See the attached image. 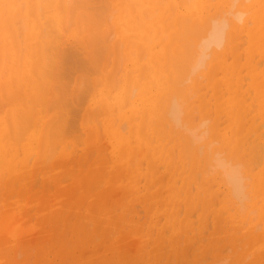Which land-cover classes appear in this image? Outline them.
I'll return each mask as SVG.
<instances>
[{
  "label": "bare ground",
  "instance_id": "obj_1",
  "mask_svg": "<svg viewBox=\"0 0 264 264\" xmlns=\"http://www.w3.org/2000/svg\"><path fill=\"white\" fill-rule=\"evenodd\" d=\"M195 1L0 0V171L4 170L8 176L4 182L8 189L6 187L4 189L0 188L5 197L4 200L0 198V264H70V262L71 264H202L206 258V255L204 256L205 251H211L215 257H218L217 251L219 250H216L217 242L215 241H219V237L226 233L225 227L228 225L226 224V219L229 216L232 219V225H235V232L230 236L229 242L233 246L238 241L236 228L237 226L242 228L241 222L244 217L242 210L235 208V200L237 203L239 201L241 205L244 204V200H248L245 205L253 213L252 219L258 222L254 225L250 220H247L245 223L249 226L241 234L242 239H239L243 242L248 241V243L244 244V247L250 244L249 253L247 250L242 251V253L234 251L231 258L233 257L234 259L235 255L248 257L247 255L251 254L255 257L257 263L259 259L263 260L264 156H262L261 173H255L256 164L254 165L253 161H256L255 159L258 157L256 155L258 154L256 153L255 155V152L252 154L255 159L252 156L251 159L253 161L249 159L251 160V162L249 161L250 163L246 158L248 164L245 165L247 167H244V164L239 162V160L235 161L230 156H234L235 147L231 146L228 150L230 152L229 155L226 154L224 147L227 145L222 146L223 143L221 145L220 141L213 138V136L216 138L215 131L218 129L212 128V139L215 141H211L218 144L211 151L209 150L211 145H208L209 151L204 154H201V147L203 146L197 148V156L201 154L204 162L201 169L202 161L200 156L198 160L201 162L196 161L195 166L194 156L196 152L193 153V145L196 141H201L206 137L207 130H203L201 124L203 125L208 119L205 121L202 119L203 123L200 122L199 124L200 119H198L196 125L191 124L192 126H187L188 128L183 126L186 133H180L183 138L179 135L181 142L177 143L180 151L176 146H167V140L170 141V138L173 137H170V135L168 137L165 127L167 125L168 128L171 125H179L182 112L180 109L181 105L176 98H182L186 89L184 83L193 77L209 60L213 59L218 64L222 62V60L220 61V56L223 51L221 52L219 49L226 46L229 48L228 44L231 41L234 43L235 40L233 39L237 35L238 27H241L240 24L243 22L245 13L259 19L256 18L259 26L253 32L252 41L258 40V42H253V47L264 53V47H262L264 45V10L261 13L262 11L259 7L255 8L257 5H263L264 0L259 2H255V0H227L226 2L225 0H220L219 3L217 2V7H223L222 10L219 11V8H216V12H214L216 14H211L210 10L205 9L203 18L200 21H196L193 16H190L182 8V10L180 9L181 5L187 6L189 9L191 7L199 8V1L201 0L198 1L199 3ZM161 4H165L166 10L171 11L172 15L170 18L172 22L177 24L174 27H170V23L165 22L162 16L163 12L160 13L158 11L160 9L158 5ZM250 7L253 8L250 9ZM34 9L36 12H34ZM18 18L20 21H18ZM151 20L155 22L161 21L163 26H160V28L165 32L167 31L171 37L180 30V33L178 32L179 38L177 37L179 40H177L181 42V45L173 40H169V43L158 41L155 38L157 26L151 23ZM247 20L249 19L247 18ZM70 26H73V28L70 29ZM39 28L42 29L39 30ZM108 29H111L115 34L111 36L107 31ZM81 31L83 35L80 33ZM173 31L175 32L173 33ZM240 41L242 42V40ZM241 42L240 45L242 44ZM157 44L165 48V66L160 63V52L155 53V46L159 47ZM251 51L252 49L247 52L249 54L247 56H250ZM242 54H244V51ZM130 57H134L131 61L132 66L124 74L125 79L121 82V80L119 81L115 78L113 72L116 69L118 71L123 60ZM226 60L228 61V59ZM258 62L261 63V59ZM226 64L223 69L226 71L225 73H230L234 67H226ZM253 64L255 65V63ZM110 66H112L111 69ZM214 71L211 68L207 72L210 79H213ZM236 71L238 72V68ZM250 72H252L253 78L251 87L254 89L253 94L257 101L254 105L261 117L262 126V124L264 125V80L261 81L257 75H264L254 72V68H250ZM215 81L219 80L215 79ZM247 86L246 89H248ZM235 98L237 100V96ZM224 104L228 105L218 104L216 109L220 113L225 112L227 117L236 123L238 113L236 112V102L230 99L224 100ZM207 105L209 104L207 103ZM249 107L252 109L254 106ZM256 109L253 110L255 111ZM217 110L214 111V114H218ZM138 111L142 115L140 119L136 118ZM205 112L203 111V113ZM97 113L98 115L101 114L106 122L105 132L111 147V158L117 162L124 154H126L125 156L129 154L136 165V172L142 174L146 179L145 187L149 189V184L158 186V190H149L148 196L162 206L169 207L168 213H162L165 216V224H158V226L150 224L151 231H149L150 229L147 231V228V232L144 233L139 224L140 216L139 220L129 217L127 214L129 208L125 210L127 204L122 203V201H120L119 209L118 207H116L118 210L115 209L117 212L120 211V208L122 209L117 214L114 206L115 203H118L117 199L120 196L116 198L117 201H110L109 197L112 194H108L111 188L117 184V180L115 181L112 177L110 178L109 188L108 190L106 189L107 195L105 197L98 194L94 197L93 191L87 183L89 181L88 175L87 180H83L82 184V179L79 177L80 186L77 185L75 178L72 184H64L65 179L69 180L75 176L77 162L74 157L69 158L65 157V154H59L60 147L63 149L65 146L67 147V142H65L67 138L76 139L80 135V132L77 135L79 129L87 130V123L89 122L92 125L91 118L96 121V117H93V115L98 116ZM99 124H97L98 128L101 126ZM204 125L206 127V123ZM257 126L259 127V125ZM121 129L122 131L124 130V133ZM173 129H170V132ZM254 130H258L255 125H253ZM100 134L99 132L100 137L103 136ZM241 134L243 135V133ZM81 135L80 138L82 137ZM86 135L87 138L94 136H91L88 132H86ZM218 135L220 138V133ZM154 138L163 141L164 149L160 147L161 143ZM258 138L260 137L258 136ZM78 140L80 139L73 141L77 142ZM251 140L255 139L252 138ZM250 141H246L247 144ZM80 143L82 144V141H79ZM72 144L73 142L71 141L68 145L71 146ZM47 145H50L49 147L51 148L49 150L51 153L55 149L57 152L55 151L56 153L54 152L55 154L53 153V155L49 152V155L47 153L48 149H46ZM256 145L258 146L257 143ZM262 145L264 149V142H262ZM93 146L92 143L91 150ZM253 147L251 148L252 151L249 150V152H253V149H256L255 145ZM241 148H239L238 152H241ZM103 150L105 151L104 148ZM92 152H94V149ZM132 152L139 156L141 162L136 163V156L132 155ZM85 155L89 156V154ZM240 155L244 156V153ZM88 156L87 159L89 158ZM90 158L88 159L89 161ZM189 159L191 170L193 171L192 176L195 175L197 177L196 175H199V172L203 173L202 179L205 182L202 180V183H204L202 187H198L199 184L196 183L198 185L196 187L198 190L203 188L201 191L204 194L201 191H193L195 186L188 188L192 179L190 174L186 175L184 179L181 176V174L184 176L189 171ZM106 160L108 161L109 159L106 158ZM259 163L261 164L260 161ZM159 164H162V169L165 168L168 172L171 169L169 174L173 175V181L168 174V182H165L166 179H163L165 174L160 173L158 168L155 169L156 165ZM125 166L128 170L127 172L131 171L132 166L125 164L124 168ZM106 167L108 168V166ZM55 170H58L59 173L55 174ZM94 171L95 169H91L90 173ZM179 171L182 173H179ZM128 175L130 176V173ZM177 177L182 179L181 187L177 186ZM216 179L226 187L227 192L224 194L227 195L226 198L219 197L217 192V194L209 197L207 192L212 187V184L208 190L204 188L207 184L215 182ZM99 181L95 182L96 184L92 183V188L94 185L97 186V184L102 185L101 180ZM191 183V185H194L193 182ZM50 184L55 191L52 195L53 197L47 193ZM127 185L120 184L119 189L123 191ZM132 185V188L122 193L121 199L128 198L129 200V196H131L133 199L132 203L140 200L139 202L142 203L144 208L151 210L153 205L149 204V199L147 201L137 196L139 193L133 197V189H137L138 186L137 183ZM215 185L217 184L215 183ZM161 190L167 193L168 198L169 196L173 198L172 206L169 203L170 199L168 200L164 196L165 193L162 194ZM77 191H80L79 198L75 196ZM72 194L76 197L71 205L73 213L82 198L87 202L85 203L84 201L85 210L87 211L85 217L88 219V223L85 225L79 224L76 213L74 217L73 213L68 217L63 214L65 213L64 208H68L65 203H69ZM217 205L220 206L221 210L217 209ZM178 206L181 207L180 210ZM82 207L83 205L80 206L81 211H83ZM134 207L136 209V204L132 208L134 209ZM139 209L143 213L141 208H138V212L140 211ZM129 210L131 211L132 209ZM198 210L200 212L196 215V226H198L196 227L191 217L192 213ZM159 212L161 211L159 210ZM223 213L226 214V219L223 218ZM15 216L17 217L14 221ZM207 216H211V224L214 230L210 233L209 240L205 244L206 249L205 247H199L201 251L198 250L199 252L196 253L190 247L195 246V233L200 232L202 227L205 226ZM79 217L81 218L82 216ZM79 220H82V218ZM92 221L95 224L90 227L89 224ZM260 227L261 232L259 231L258 233L257 230ZM238 228L237 232L239 231ZM113 231L119 232L118 237H113L114 239L109 242L107 241L109 238L106 237V245L104 241L95 243V240H93L95 235H100L101 237L109 232L112 234ZM261 243L263 247H257ZM189 249L192 251L190 255L193 258L189 255ZM256 251H260L263 256H258ZM219 258L218 262L220 261ZM228 259H230L229 256L221 261L227 263ZM262 260L260 263L263 262ZM218 262L216 263L219 264ZM213 263L216 264L215 262Z\"/></svg>",
  "mask_w": 264,
  "mask_h": 264
},
{
  "label": "rangeland",
  "instance_id": "obj_2",
  "mask_svg": "<svg viewBox=\"0 0 264 264\" xmlns=\"http://www.w3.org/2000/svg\"><path fill=\"white\" fill-rule=\"evenodd\" d=\"M195 1V0H194ZM199 0H196L195 2H197V3H199L200 2V5H199V8H197V7H191V9H189L187 6L186 7H184L183 5H181L180 6V9L182 8L186 13H188L190 16H193V18L196 20V21H200L202 18H203V12L205 11V9H207V10H210V13L211 14H216V13H214V12H216L215 11V9L216 8H219V7H217L218 6V3H219V1L220 0H201V1H199ZM227 0H225V2H226ZM260 0H255V2H259ZM218 2V3H217ZM204 3V4H203ZM260 5V4H259ZM202 6V7H201ZM158 7L160 8L159 10H158V8H157V10L160 12V13H162L163 12V17H164V19H165V22H167V23H170V27L171 26H175V25H177L175 22H172V20H171V11L170 10H166V5L165 4H161V5H158ZM165 9H164V8ZM184 7V8H183ZM209 7H211V8H209ZM249 7V6H248ZM259 7V9H261V13H263V10H264V1H263V5H261V6H255V8H258ZM263 7V8H262ZM222 8L223 7H220L219 8V11H221L222 10ZM253 7H250V9H252ZM181 9V10H182ZM203 9V10H202ZM181 10H179V11H181ZM214 10V11H213ZM34 12H36L35 11V9H34ZM258 15V14H257ZM116 16V15H115ZM250 16V17H249ZM247 18L250 20H247ZM253 18V19H252ZM257 19H258V17H256ZM256 18H254L253 16H251V15H248L247 13H245V15L243 16V22H242V24H240V26L241 27H238V29L239 30H237V35H236V37L233 39V40H235L234 41V43H232L233 41H231L229 44H228V46H229V48L226 46V47H224V48H221V49H219V51H223V54L221 53V56H220V61L222 60V62L220 63V64H218V63H216L215 61H213V59H211V60H209L208 61V63L207 64H205L203 67H201L196 73H197V75H199V76H197L196 75V73H195V75H193V77H191L187 82H185L184 83V85H186L185 87H186V89L184 90V93H183V96H182V98H180V99H178V97L176 98V100H177V102H179V104L181 105V116H180V123H179V125H171V126H173L174 127V129H173V127L171 128V126H169V128H168V125L165 127V130H166V133L168 134V137H169V135H170V137H173V138H170V141H168L167 140V142H166V144H167V146L169 147V146H176V147H178L177 149H179L180 147L178 146V144L177 143H180L181 142V140L179 139V135H180V137H182V133H186L185 131H184V127H186V128H188L189 126H192V125H196L197 124V122H198V119H200L199 120V122H198V124L200 123V122H202L203 123V121H202V119L205 121L206 119H208L207 121H205L204 123H203V125L206 123V127H205V125H204V127H203V125L201 124V128L203 129V130H207V133H206V139L205 138H203L201 141H196L195 143H194V145H193V153H195L196 152V155L194 156V162H195V166H196V161L197 162H199V156H200V159H201V161H202V163H201V169H202V165H203V160H202V156H201V154H204L205 152H208L209 150L211 151V150H213L216 146H217V142L215 143V142H212V141H215L214 139H216V140H218V141H220V143H221V145H222V143H223V145L222 146H226V147H224L225 149H224V151L226 152V154H228L229 155V148L231 147V146H234L235 147V154H234V156H232V155H230L231 157H233L232 159L233 160H235V161H238L239 160V162H241L242 164H244V167H247V166H245V165H247L248 164V162L250 161L251 162V160L253 161V159H251L252 158V154L254 153L255 155H256V153L258 154V155H256V156H258L256 159H255V156H253V158L256 160V161H253L254 162V165L256 166V169L254 168V165H253V168H254V171H255V173H261V171H262V159H263V157L262 156H264V149H263V145H262V142H264V136H263V132H264V125L262 124V126H261V123H262V121H261V117H260V115L258 114V112H257V109H256V107H255V105L254 104H256L257 103V101H256V99H255V96H254V89L251 87V83H252V72H250V68H254V72H256V73H261V74H263L264 75V53L263 52H261L259 49H257V48H254L253 47V42H258V40H256V41H252V36H253V32H254V30L256 29V28H258L257 26H259V24L257 23L258 22V20H256ZM44 20V19H43ZM42 20V21H43ZM18 21H20L19 20V18H18ZM248 21V22H247ZM39 23L41 24V22L39 21ZM151 23H154L155 24V26H157V31H156V33L157 34H155V38H157L158 39V41H160L161 43H169V40H173V41H176V42H178L179 44L181 43L180 41H178L179 39V33H180V30L177 32V34L176 33H174L175 31H173V37H171L170 35H169V33L166 31H164L163 29H161L160 28V26H163L161 23V21H159V22H155L154 20H151ZM247 23H249V24H247ZM19 24H20V22H19ZM256 24V25H255ZM44 25V24H43ZM249 25V26H248ZM243 26V27H242ZM253 27H254V29H253ZM73 28V26H70V29H72ZM42 28H39V30H41ZM246 29V30H245ZM182 30V29H181ZM108 31V33H110V35L112 36V34H115L111 29H108L107 30ZM45 32V31H44ZM67 32H70V31H67ZM240 32V33H239ZM82 35H83V32L81 31L80 32ZM182 33V32H181ZM167 34V35H166ZM241 34H244V35H241ZM181 35V34H180ZM183 35V34H182ZM247 37H246V36ZM239 36V37H238ZM241 36L243 37L242 39H241ZM178 37V38H177ZM181 37V36H180ZM183 37H184V35H183ZM186 37H187V35H186ZM178 39V40H177ZM183 39V38H182ZM181 40V39H180ZM240 40H242V42L240 41ZM245 40V41H244ZM68 41H69V39H68ZM68 41H66V42H68ZM240 42L242 43L241 45H240ZM246 42V43H245ZM237 44H238V47L239 46H241V47H239V49H238V47H237ZM158 45V44H157ZM181 45V44H180ZM159 47H157V46H155V53L156 52H160V54H161V65L162 66H165V62H164V57L166 56V52H165V48H162L160 45H158ZM235 47V48H234ZM237 47V48H236ZM243 47V48H242ZM262 47H264V45L262 46ZM241 48V49H240ZM238 49V50H237ZM250 49H252V51H251V54H250V56H247V55H249L247 52L250 50ZM235 50V51H234ZM254 50V51H253ZM257 50V51H256ZM241 51H242V53H243V51H244V54H242L241 53ZM257 52H258V54H257ZM165 53V54H164ZM242 54V55H241ZM240 55H241V57H240ZM255 55H257V56H255ZM230 56H231V58H230ZM227 57V58H226ZM133 58L134 57H130V58H127V59H124L123 60V63L120 65V68L118 69V71H117V69L113 72V74H114V76H115V78L117 79V80H121V82L125 79V76H124V74L127 72V71H129L130 70V67L132 66L131 65V61L133 60ZM249 58H250V61H249ZM252 58H253V60H252ZM226 59H228V61L226 60ZM261 59V63L260 62H258L259 60ZM263 59V60H262ZM236 60V61H235ZM250 63H249V62ZM251 61H252V64L253 63H255V65L253 64H251ZM228 62V63H227ZM258 62V63H257ZM227 63V64H226ZM237 63V64H236ZM214 64V65H213ZM225 64H226V67H228V66H232V67H234L233 68V70L230 72V73H225L226 71L223 69V68H225ZM216 65V66H215ZM251 65V67H249ZM260 67H259V66ZM238 66V67H237ZM245 67H248V68H245ZM258 67V68H257ZM112 68V66H110V69ZM212 68V70L214 71V77H213V79L211 80L210 79V77L207 75V72L210 70ZM237 68H238V72L236 71L237 70ZM121 69V70H120ZM201 70V71H200ZM240 70H242L241 72H240ZM244 70V71H243ZM260 70H262V71H260ZM220 72V71H222V72H220L219 74H218V72ZM202 72H204V73H202ZM248 72H249V74H248ZM120 73V74H119ZM242 73V74H241ZM118 74V75H117ZM218 74V75H217ZM226 75V76H225ZM244 75V77H245V79H244V77H242ZM248 75H250V76H248ZM219 76H221V77H219ZM235 77V78H233V77ZM257 76H259V79L261 80V81H263L264 80V76H262V75H257ZM248 79H247V78ZM215 79H218L219 81H215ZM223 81H222V80ZM236 79V80H235ZM116 80V81H117ZM199 80H200V82H199ZM233 80V81H232ZM197 81V82H196ZM199 82V83H198ZM219 82V83H218ZM187 83V84H186ZM209 83V84H208ZM217 83V84H216ZM250 83V84H249ZM120 84V83H119ZM219 84V85H218ZM223 84H224V88H223ZM241 84H242V88H241ZM244 84H246V85H248L247 86V88L248 89H246V85H244ZM263 84H264V81H263ZM202 85H203V87H202ZM211 87H209V86ZM217 85H218V87H217ZM221 85V86H220ZM234 86V88H233V86ZM227 86V87H226ZM244 86V87H243ZM250 86V87H249ZM192 89H191V88ZM208 88V90H207V88ZM226 87V88H225ZM200 88V89H199ZM202 88V89H201ZM190 89V90H189ZM223 89V90H222ZM226 89V90H225ZM251 89V90H250ZM120 90V89H119ZM217 90V91H216ZM246 90H248L247 92H246ZM191 91V92H190ZM222 91H224V92H222ZM242 91V92H241ZM205 92V93H204ZM248 92H251V93H248ZM186 93H187V95H186ZM207 93V94H206ZM228 93V94H227ZM233 93V94H232ZM241 93V94H240ZM245 93V94H244ZM246 93H247V95H246ZM204 94H206V95H204ZM212 95V96H210V95ZM239 94V95H238ZM249 94V95H248ZM209 95V96H208ZM227 95V96H226ZM231 95V96H230ZM204 96V97H203ZM235 96H237V100H236V98H235ZM187 97V98H186ZM206 97V98H205ZM208 97V98H207ZM210 97V98H209ZM244 97H248V98H244ZM254 97V98H253ZM185 98V99H184ZM217 98H219L218 100H217ZM187 99H189V100H187ZM193 99V100H192ZM203 99V100H202ZM211 99V100H210ZM230 99H233V101L234 102H236V112H238L237 113V121H236V123H234V122H232L230 119H229V117H227V115H226V113L225 112H221L220 113V111H218L217 109H216V106L218 105V104H223V105H228V104H224V100H230ZM253 100H255V101H253ZM210 101V102H209ZM243 101V102H242ZM251 101H252V104H251ZM205 102H207L209 105H207V103H205ZM246 103V104H245ZM191 104V105H190ZM206 104V105H205ZM211 104V105H210ZM240 104V105H239ZM241 104H243V105H241ZM250 104V105H249ZM203 105V106H202ZM254 106V107H252V109H251V107H249V106ZM189 106V107H188ZM240 106V107H239ZM39 107V106H38ZM206 107V108H205ZM212 107V108H211ZM214 107V108H213ZM196 108V109H195ZM250 108V109H249ZM191 109V110H190ZM193 109V110H192ZM211 109H212V111H211ZM240 109V110H239ZM253 109H256L255 111L253 110ZM187 110V111H186ZM215 110H217L218 112V114H214V111ZM242 110H243V112H242ZM195 111V112H194ZM203 111L205 112V113H203ZM250 111V112H249ZM191 112H192V114H191ZM252 112V113H251ZM220 113V114H219ZM240 113H242V114H240ZM249 113V114H248ZM189 114V115H188ZM191 114V115H190ZM222 114H225V115H222ZM246 114V115H245ZM252 114V115H251ZM256 114H258V115H256ZM97 115H98V113H97ZM101 115V114H100ZM98 115V116H95V115H93V117H96L95 119H96V121L98 122H96L95 120H94V118H91V123H92V125L91 124H89V122L87 123L88 124V129L87 130H83L82 128L81 129H79V131L77 132V135H79V132H80V135L82 136L81 138H80V135L79 136H77V138L76 139H69V138H67L66 140L67 141H65V142H67V147L65 146L64 147V149L63 148H61L60 147V153L59 154H65L66 156L65 157H74L75 159V161L77 162V165H76V171H75V169H74V171L76 172L75 173V176L72 178V179H65V183L64 184H66V185H70V184H72L73 183V179L75 178L76 180H77V185L78 186H80V183H79V177H81V179H82V181H81V184H82V182H83V180H87V175L89 176V178H88V180L89 181H87V183H88V185H89V187L92 189V191H93V194H94V197H96L95 195H99V196H106L107 195V190H108V188H109V185H110V178L112 177V178H114V180L117 182V184L114 186V187H112L111 188V190L108 192V194L109 195H111L110 197H109V200L110 201H117L118 200V203L116 204L115 203V206H114V210L115 209H117L116 207H118V209H119V207H120V201H122V203H126L127 204V206H126V208H125V210L127 209V208H129V209H132L131 211L128 209L127 210V214H128V216L129 217H131V218H133L134 220H139L140 218V223H139V221H138V223L141 225V228H142V230L144 231V233H146L149 229V231H151V226H150V224L152 225V226H158V224L159 225H162V224H165V216H164V214H162V213H168V211H169V207L168 206H166L165 207V205H163L164 206V208H163V206L161 205V204H159L156 200H154L153 198H151L150 196H148V191L149 190H158L159 188H158V186L156 185H154L153 186V184L152 185H150L149 184V189L148 188H146L145 187V177H143L142 176V174H138V172H136V168H135V163H133V161H132V159H131V157H130V155L128 154L127 156H125L126 154H124L123 156H122V158L120 159V160H118L117 162H115L112 158H111V156H110V149H111V147H110V145H109V142H108V138H107V135H106V132H105V130H106V128H105V125H106V122H105V119H104V117L101 115ZM196 117V119H195V117ZM219 115V116H218ZM221 115H222V117H224V118H222L221 117ZM100 116V117H99ZM138 116V117H137ZM141 113L138 111L137 112V114H136V118L137 119H140L141 118ZM243 116V117H242ZM249 116V117H248ZM257 116V117H256ZM102 117V118H101ZM189 117V118H188ZM192 117V118H191ZM194 117V118H193ZM201 117V118H200ZM206 117V118H205ZM246 117V118H245ZM251 117V118H250ZM256 117V118H255ZM101 118V119H100ZM220 120H219V119ZM255 118V119H254ZM259 118V119H258ZM188 119H190L189 121L191 122H189V121H186V120H188ZM193 119H195V120H193ZM243 119V120H242ZM246 119H247V121H246ZM183 120V121H182ZM228 120V121H227ZM255 120V121H254ZM222 123H221V122ZM250 121V122H249ZM184 122H185V124H184ZM220 124H219V123ZM248 122V123H247ZM99 124V128H98V125L97 124ZM243 125H242V124ZM244 123H245V125H244ZM255 123V124H254ZM256 123H257V125H259V127L256 125ZM192 124V125H191ZM231 124V125H230ZM234 124V125H233ZM252 124V125H251ZM210 125H213V126H210ZM217 125H218V127H217ZM219 125H221V127H219ZM223 125V126H222ZM253 125H255V128L256 129H258V130H254L253 131ZM177 126V127H176ZM184 126V127H183ZM188 126V127H187ZM229 128H228V127ZM234 126V127H233ZM241 126V127H240ZM252 126V127H251ZM258 128H257V127ZM180 127V128H179ZM226 127V128H225ZM176 128V129H175ZM206 128V129H205ZM211 128V129H210ZM212 128H217L218 130L217 131H215V133H216V138H215V136H213V138L214 139H212ZM236 128V129H235ZM240 128V129H239ZM98 129H99V131H98ZM170 129H173V131L171 130V132H170ZM222 129V130H221ZM225 129H227V130H225ZM233 129V130H232ZM243 129V130H242ZM216 130V129H215ZM121 131H122V129H121ZM176 131H177V133H176ZM224 131V132H223ZM229 131V132H228ZM239 131V132H238ZM251 131V132H250ZM86 132H88V133H90L91 134V136H93V137H90L91 138V140H90V138H87V135H86ZM93 132H94V134H93ZM99 132L101 133L100 135H103V136H99ZM123 133H124V130L122 131ZM171 134H170V133ZM173 132V133H172ZM222 132V133H221ZM236 132V133H235ZM237 132H238V135H237ZM253 132V133H252ZM262 134H261V133ZM181 133V134H180ZM220 133V138H219V134ZM241 133H243V135L241 134ZM175 134V135H174ZM251 134V135H250ZM84 135V136H83ZM171 135H174V136H171ZM223 135V136H222ZM233 135V136H232ZM240 135V136H239ZM248 135H250V137H248ZM254 135V136H253ZM245 136V137H244ZM252 136V137H251ZM258 136L260 137V138H258ZM262 136V137H261ZM95 137V138H94ZM99 137H100V139H99ZM228 137V138H227ZM232 137V138H231ZM242 137H244V138H242ZM247 137H248V139H247ZM94 138V139H93ZM175 138H176V140H175ZM183 138V137H182ZM181 138V139H182ZM238 138V139H237ZM250 138V139H249ZM255 139V140H251V139ZM77 139H80V140H78L76 143L73 141V140H77ZM155 140H157V142H159V143H161L160 144V147L161 148H163L164 149V143H163V141H161V140H159V139H156V138H154ZM173 139V140H172ZM226 139V140H225ZM230 139V140H229ZM236 139V140H235ZM244 139V140H243ZM247 139V140H246ZM98 140V141H97ZM212 140V141H211ZM241 140V141H240ZM251 140V141H250ZM260 140V141H259ZM73 142V144L71 145V146H69L68 144H70V142ZM79 141H82V144L80 143L79 144ZM173 141V142H172ZM208 141H209V143H208ZM223 141V142H222ZM227 141H229V142H227ZM235 141V142H234ZM245 141V142H244ZM248 141H250L248 144H247V142ZM258 141H259V143H258ZM90 142V143H89ZM168 142H170V143H168ZM212 142V143H211ZM242 144H240V143ZM243 142H244V144H243ZM92 143H93V149H94V152H92L93 151V149L91 150V146H92ZM172 143V144H171ZM199 143H201V144H199ZM256 143L258 144V146L256 145ZM206 144V145H205ZM248 146H247V145ZM66 145V144H65ZM109 145V146H108ZM210 147H209V146ZM252 145V147H250ZM255 145V148L257 149H253L254 151L253 152H249V150L250 151H252V149L251 148H254L253 146ZM50 146V145H49ZM48 145H47V147H46V149H48V151H47V153L49 154V152H50V148L51 147H49ZM69 146V147H68ZM104 146V147H103ZM200 146H203V147H201L202 148V153L199 155V156H197V148H199ZM207 146L209 147V150H208V148H207ZM107 147H109V148H107ZM240 147H242L241 149H240V151L241 152H238V150H239V148ZM69 150H68V149ZM103 148L105 149V151L103 150ZM246 148V149H245ZM261 148V150H259ZM46 149H45V152H46ZM52 149H53V147H52ZM77 149V150H76ZM80 149V150H79ZM204 149V150H203ZM68 150V151H67ZM75 150V151H74ZM201 150V149H200ZM245 150H247V151H245ZM256 150V151H255ZM55 151H56V149H55ZM54 151V152H55ZM63 151V152H62ZM78 151H79V153H78ZM89 151V152H88ZM92 153H91V152ZM179 151H180V149H179ZM245 151V152H244ZM261 151V152H260ZM54 152H50L52 155H53V153ZM57 152V151H56ZM55 152V153H56ZM105 152H106V154H105ZM46 153V154H47ZM54 153V154H55ZM83 153H85V154H89V156L88 155H85V154H83ZM95 153V154H94ZM237 153H239V154H237ZM243 154L244 153V156H246V157H244V156H242V155H240V154ZM47 154V155H48ZM76 154V155H75ZM246 154V155H245ZM261 154V155H260ZM50 155V154H49ZM76 157H75V156ZM83 155V156H82ZM91 155V156H90ZM132 155H135L134 157L136 158V163H138V162H141V159L139 158V156L135 153V152H132ZM87 156L90 158V157H92V158H90V161L87 159ZM107 156V157H106ZM197 156V157H196ZM241 158H240V157ZM77 158V159H76ZM83 158V159H82ZM97 158V160H95ZM106 158H108L109 160L107 161L106 160ZM240 158V159H239ZM246 158H247V160H248V162H247V160H246ZM80 159V160H79ZM197 159V160H196ZM242 159H244V160H242ZM249 159H251V160H249ZM145 161H146V159H144ZM242 160V161H241ZM257 160H259L260 162H261V164L259 163V161H257ZM121 161V162H120ZM200 161V162H201ZM244 161V162H243ZM83 162V163H82ZM86 162H87V164H86ZM112 162V163H111ZM199 162V163H200ZM246 162V163H245ZM249 162V163H250ZM110 163V164H109ZM118 163V164H117ZM259 163V164H258ZM109 164V165H108ZM125 164H128L130 167H131V171H129V172H127L128 170H127V168H126V166H125V168H124V165ZM131 164V165H130ZM149 164V163H148ZM29 165H31V163H29ZM85 166V169H84V166ZM97 165V166H96ZM102 165V166H101ZM108 166V168L106 167V166ZM112 165V166H111ZM123 165V166H122ZM160 165V166H159ZM159 165H156V168L155 169H157L158 168V171L160 172V173H162L164 176H165V178H164V176H163V179L165 180V182L167 183L168 182V174H169V172H170V170H169V172L165 169V168H163L162 169V167H161V165L162 164H159ZM100 166H101V170H100ZM111 166V167H110ZM157 166H159V167H161V168H159V167H157ZM163 166V165H162ZM259 166V167H258ZM106 167V168H105ZM144 167H145V165H144ZM188 167H189V171L187 172V173H185L184 174V176H183V174H181V176L183 177V179L186 177V175H191V177H192V179L190 180V182H189V186H188V188H191V187H193V186H195V187H193V191L195 190V192H200L201 190H203V188L202 189H197V187L196 186H198L197 184H199V186L198 187H202V185L204 184V183H202V178H203V173L202 172H199V175H196L197 177H195V175H193L192 176V168H191V166H190V159H189V161H188ZM258 167V168H257ZM104 168H105V170H104ZM146 168H147V162H146ZM261 168V169H260ZM82 169H83V171H82ZM91 169H95V171L93 172V173H90V171H91ZM135 169V170H134ZM195 169V168H194ZM103 170H104V172H103ZM114 170H115V172H114ZM119 170V171H118ZM191 170V171H190ZM98 171H99V173H98ZM146 171V170H145ZM257 171V172H256ZM1 173H0V179H1V183H0V188L1 189H4V187H6L5 186V180H7V175H6V173L4 172V170H1L0 171ZM143 172V171H142ZM55 174H58L59 173V171L58 170H55V172H54ZM81 173V174H80ZM106 173V174H105ZM128 173H130V176L128 175ZM136 173V174H135ZM166 173H167V175H166ZM179 173H182L181 171H179ZM82 174H83V176H82ZM101 174H102V176H101ZM109 174V175H108ZM126 174H127V177H126ZM79 175V176H78ZM106 175H108V176H106ZM170 175V174H169ZM101 176V178H99ZM104 176V177H103ZM133 176H134V178H133ZM136 176V177H135ZM173 175H170V177H172ZM211 176V175H210ZM196 179H195V178ZM117 178V179H116ZM125 178H127V179H125ZM140 178V179H139ZM120 179V180H119ZM123 179V180H122ZM135 179H136V181H135ZM177 179H178V182H177V186L178 187H181L182 185V179L180 178V177H177ZM99 180H101V182H102V185L100 184V185H98L97 184V186L96 185H94V187H95V189H94V187L92 188V183H95V182H97V181H99ZM105 180V181H104ZM108 180V181H107ZM125 180H127V181H125ZM129 180H131V181H129ZM171 180L173 181V177L171 178ZM193 180V181H192ZM218 179H216V181L215 182H211V183H209V185L207 184L204 188H206L207 190H208V188H209V186L211 187V184H212V187L211 188H209V190H211L212 191V193H211V191H209L208 190V194H209V197H210V195H215V194H217L219 197H222V198H226L227 197V195H224V194H226V192H227V189H226V187L223 185V184H221V182L218 180ZM126 183H125V182ZM134 181V182H133ZM139 181V182H138ZM100 182V181H99ZM124 182V183H123ZM130 184H129V183ZM141 182V183H140ZM180 182V183H179ZM191 182H193V184L194 185H191L192 183ZM195 182V183H194ZM203 182H205L204 180H203ZM104 183V184H103ZM108 183V184H107ZM134 183H137V189L136 188H134L133 190V193L134 194H132L133 195V197H135L138 193V195L137 196H140L142 199H146L147 201H149V204L150 205H153L152 206V209L151 210H153V211H151V210H149V209H147V208H144V206L142 205V203L141 202H139L138 200V202H135V203H132L133 202V199H132V197L131 196H129V200H128V198H126V199H121V197H122V193L124 192V191H128L130 188H132L133 187V185L132 184H134ZM140 183V184H139ZM197 183V184H196ZM215 183L218 185V186H222V187H218L217 185H215ZM52 184V183H51ZM51 184L49 185V191H47V193L48 194H51V197H53L52 195L55 193V191L53 190V186H51ZM96 184V183H95ZM120 184H128L127 186H129V187H124V189H123V191H121L120 189H119V185ZM142 184H144V185H142ZM214 184V185H213ZM35 185V184H34ZM142 185V186H141ZM172 185H173V182H172ZM37 186V185H36ZM50 186H51V188H50ZM106 186V187H105ZM143 187V188H142ZM145 187V188H144ZM156 187H157V189H156ZM79 188V187H78ZM99 188V189H98ZM139 188V189H138ZM140 188H142V189H140ZM215 188V189H214ZM218 188H219V190L220 191H222L221 193H220V191L218 190ZM222 188H223V190H222ZM6 189H8V186L6 187ZM107 189V190H106ZM114 189V190H113ZM225 189V190H224ZM48 190V189H47ZM136 190V191H135ZM137 190H138V192H137ZM216 190V191H215ZM52 191V192H51ZM96 191H98V192H96ZM117 191H119V192H117ZM144 191V192H143ZM71 192H72V190H71ZM80 191H77V194L75 195V196H77V198H79V196H80V193H79ZM113 192V193H112ZM117 192V193H116ZM135 192H137V193H135ZM161 192H162V194H164L165 193V197H167V193L166 192H164L163 190H161ZM215 192V193H214ZM217 192V193H216ZM100 193V194H99ZM201 193H203L204 194V192L203 191H201ZM119 194V195H118ZM140 194H142V195H140ZM221 194V195H220ZM116 195H118V196H116ZM202 195V194H201ZM72 196H73V194H72ZM72 196L70 197L71 199H69L70 201H69V203L67 202V203H65L66 204V206L68 207V208H64V210H65V213H63L64 215H65V217H68V216H71L72 215V209H71V205L73 204V201H75V199H76V197L75 196H73V198H72ZM119 196H120V198H119ZM145 196V197H144ZM147 196V197H146ZM17 198H18V196H16ZM92 197H93V195H92ZM119 198V199H117L116 200V198ZM144 197V198H143ZM0 198L2 199V200H4L5 199V197H4V193H3V191H0ZM168 198V197H167ZM149 199V200H148ZM170 199V200H169ZM72 200V201H71ZM168 200H169V203H170V205L172 206L173 205V198H171L170 196H169V198H168ZM81 201V202H80ZM79 201V203L81 204H77V206H76V208L74 209L75 211H74V213H73V217H74V215H75V213L77 214V220L80 222H78L79 224H82V225H85L86 223H88L87 221H88V219L85 217V215H86V213H87V211L85 210V203H87L86 201H85V199H83L82 198V200H80ZM84 201H85V203H84ZM154 201V202H153ZM156 201V202H155ZM172 203H171V202ZM246 203H248V200H244ZM152 202V203H151ZM245 202H244V204H240V202L238 201V203L236 202V200H235V208L236 209H241L242 210V214H243V217H244V219L242 220V222H241V224H242V228L241 227H239L238 228V226H237V228L239 229V231H240V233L238 234V232H237V228H236V234H237V236H238V238L239 239H242V233H244L246 230H247V228H248V224H246L245 222L247 221V220H250L251 221V223H253L254 225H256L257 223L256 222H258L257 220H254V219H252V217H253V213L250 211V209H248L247 207H246V205H245ZM83 203V204H82ZM69 204V205H68ZM136 204V209H135V207H134V209L132 208L134 205ZM82 206L83 205V207H82V209H83V211H81V209H80V206ZM133 205V206H132ZM140 205V206H139ZM65 206V205H64ZM65 206V207H66ZM129 206V207H128ZM132 206V207H131ZM142 206V207H141ZM156 206V207H155ZM242 206V207H241ZM154 207V208H153ZM179 207V210H180V206H178ZM217 209L218 210H221V208H220V206L219 205H217ZM138 208H141L142 209V211H143V213H141V210L138 212ZM143 208H144V210H143ZM117 209V210H118ZM172 209H173V207H172ZM117 210H115V212L118 214V212L120 213L121 212V208H120V211H118L117 212ZM159 210L161 211V212H159ZM80 211V212H79ZM136 211V212H135ZM148 211V212H147ZM157 211V212H156ZM78 212H79V214H78ZM81 212H83L82 214H81ZM200 212V210H198V211H194L193 213H192V220H193V222L195 223L194 224V226H196L197 225V213H199ZM67 213V214H66ZM130 213V214H129ZM147 213V214H146ZM149 213H151V214H149ZM152 213H154L155 214V216H154V214H152ZM159 213V214H158ZM161 213V214H160ZM135 214H137V215H135ZM149 214V215H148ZM158 214V215H157ZM134 215V216H133ZM161 215H163V216H161ZM79 216H82L81 218H82V220H79V219H81ZM138 216V217H137ZM139 216H140V218H139ZM150 216V217H149ZM159 216V217H158ZM223 218H225L226 219V214L225 213H223ZM16 217L17 216H15V219H14V221L16 220ZM102 217V216H101ZM101 217H100V219H101ZM146 217V218H145ZM148 217H149V219H148ZM155 217V218H154ZM158 217V218H157ZM161 217H162V219H161ZM79 218V219H78ZM84 218V219H83ZM99 219V220H100ZM161 219V220H160ZM164 219V220H163ZM230 216H229V218L227 217V219H226V224H228L226 227H225V232L227 233V236H226V233L224 234V235H222V236H220L219 237V241H215V242H217V249L216 250H219V251H217V256L218 257H215V255L213 254V253H211V251H205V254H204V256L206 257L205 259H204V261H203V263L202 264H212L213 262H218L217 260H218V258H219V256H220V258H219V264H255V263H257V260L255 259V257H253V255H247L248 257H246L245 255V258H244V256H236L235 255V257H234V259H233V257L231 258V255H232V253H234V251H238V253H242V251H248V253H249V246H250V244L248 245V246H245L244 247V244L245 243H248V241L246 240V242H243V241H241V240H239V239H237L238 241H236L235 242V244H233V246H232V244L229 242V238H230V236L235 232V225H232V219H230ZM143 220H145V221H143ZM148 220V221H147ZM152 220V221H151ZM157 220V221H156ZM84 222V223H82V222ZM147 221V222H146ZM211 216H207L206 217V224H205V226L204 227H202V229L200 230V232H198V233H195V237H194V240H195V246H191L190 247V249L192 250V251H195L196 253H198L199 251H201L200 250V248L199 247H205V249H206V243L208 242V240H209V235H210V233L214 230L213 229V226H212V224H211ZM143 222H144V224H143ZM149 222V223H148ZM151 222V223H150ZM153 222H155V223H153ZM148 225H146V224ZM231 223V224H230ZM15 224H17V223H15ZM94 221H92V223H90L89 225H90V227L91 226H94ZM143 224V225H142ZM143 226V227H142ZM146 227V228H145ZM196 227H198V226H196ZM148 228V229H147ZM146 229H147V231H146ZM207 229V230H206ZM231 229V230H230ZM202 230H204V231H202ZM234 230V231H233ZM111 231V230H110ZM231 231V232H230ZM259 231L261 232V227H260V229L259 230H257V232L259 233ZM112 232V231H111ZM111 232H109L108 234H110L109 236H107V235H103V236H101L100 237V235H95L94 237H93V240H95V243H99V241H104L105 242V245L107 244V242H106V237H108L109 239L107 240L108 242L110 241V240H112V239H114V238H117L118 237V233L119 232H115V231H113V233L111 234ZM230 232V233H229ZM230 234V235H229ZM112 235V236H111ZM97 236H99V237H97ZM204 236V237H203ZM225 236V237H224ZM114 237V238H113ZM96 238V239H95ZM222 240V241H221ZM203 245V246H202ZM219 245V246H218ZM224 245V246H223ZM258 246H260V247H263V244L261 243V244H259V245H257V247ZM219 247V248H218ZM244 247V248H243ZM194 248V249H193ZM222 248V249H221ZM189 249V250H190ZM197 249V250H196ZM189 251V255L192 253V251ZM199 250V251H198ZM218 252H219V254H218ZM257 252V254H258V256L259 255H261V256H263L262 254H261V252L260 251H256ZM248 253H245V254H248ZM208 254H209V256H208ZM211 256V257H210ZM230 257V259H228V261H227V263H223V261H221L223 258H225V257ZM190 257L191 258H193V256H191L190 255ZM238 257V258H237ZM20 258H22V257H20ZM216 258V259H215ZM222 258V259H221ZM244 259V260H243ZM238 260H239V262H238ZM262 259H259V262L257 263V264H264V257H263V262L262 263H260V261H261ZM247 261V262H246ZM234 262V263H233ZM60 264V263H59ZM70 264H71V262H70ZM214 264V263H213ZM217 264V263H216Z\"/></svg>",
  "mask_w": 264,
  "mask_h": 264
}]
</instances>
